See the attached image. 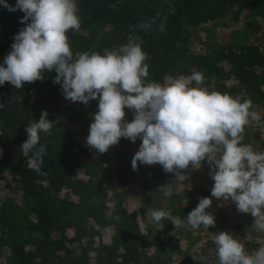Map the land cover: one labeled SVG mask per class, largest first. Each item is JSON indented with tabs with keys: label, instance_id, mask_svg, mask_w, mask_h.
<instances>
[{
	"label": "trees",
	"instance_id": "trees-1",
	"mask_svg": "<svg viewBox=\"0 0 264 264\" xmlns=\"http://www.w3.org/2000/svg\"><path fill=\"white\" fill-rule=\"evenodd\" d=\"M8 3L14 6L16 0ZM76 3L81 28L67 34L74 54L86 51L103 54L104 49L126 43L134 33L148 55L147 81L163 84L168 76L187 77L193 72H202L203 86L209 91L235 97V86L225 85L232 75L239 87L244 86L250 92L249 97L243 96L241 100L264 101L261 45H220L208 54L195 53L190 49L188 28L223 19L232 8L235 18L244 11L264 18V0H76ZM23 16L19 10L9 12L0 5V65L11 51L14 36L25 27L20 22ZM146 22L151 23L147 31L138 27ZM221 62L230 65L228 72L223 73ZM43 75L44 80L25 83L22 89L7 82L0 86V180L3 172L11 170L17 176L27 205L24 210L6 208L12 204L0 208V264L1 259L5 264H148L143 234L125 208L124 195L119 191L124 185L123 172L109 151L101 154L90 150L71 130V126L78 124L80 134L87 139L91 110L98 105V99L87 106L74 102L79 106L77 111L63 108L62 102L70 100L65 99L61 86L53 83L56 73L45 71ZM6 97L18 99V116L8 112L4 105ZM44 110L48 119L57 123L50 133L40 134V145H46L47 150L37 172L23 156L20 146L27 139L26 126L38 121ZM125 111L130 122L133 113ZM252 140L259 142L258 151H264L259 133L248 125L242 143ZM202 166L207 171L206 183L210 187L198 184L192 190L200 198H210L214 181L207 162H202ZM153 167L155 171L160 170L157 165L150 166ZM63 190L68 192L61 196ZM69 195L76 200H71ZM191 211L179 209L175 215L186 221ZM221 219L222 215L216 214V220ZM106 228L113 231L108 244L102 242V230ZM148 233L151 235L150 230ZM159 239L157 236L153 242L156 251L172 257L181 254L171 238L166 242ZM27 246H33L34 250H27Z\"/></svg>",
	"mask_w": 264,
	"mask_h": 264
},
{
	"label": "clouds",
	"instance_id": "clouds-1",
	"mask_svg": "<svg viewBox=\"0 0 264 264\" xmlns=\"http://www.w3.org/2000/svg\"><path fill=\"white\" fill-rule=\"evenodd\" d=\"M0 5L9 12H23L20 22L25 24L0 65V86L7 82L22 89L25 83L44 80L45 71L55 72L53 83L61 86L65 99L86 106L99 101L86 139L90 150L104 154L121 138L133 143L140 139L131 161L133 171L140 165L159 164L180 183L188 179L189 167L199 169L206 161L214 181L211 197L231 200L238 212L254 217L252 230L264 233V151L242 143L245 127L261 120L250 99L209 91L203 86L202 72L168 76L163 84L147 81L148 55L134 33L103 54H74L67 34L81 28L76 0H16L14 6L0 0ZM138 27L147 31L151 23ZM125 109L133 113L130 122ZM56 123L44 110L38 121L25 128L27 139L20 149L37 172L47 150L40 145V134L50 133ZM161 190L165 197L173 195L171 186ZM212 203L209 197L199 199L186 216L191 229L215 226L214 215L207 211ZM150 216L157 224L162 220L171 221L175 228L184 224L163 209L151 210ZM213 237L219 264H264V245L249 253L229 232Z\"/></svg>",
	"mask_w": 264,
	"mask_h": 264
},
{
	"label": "rangeland",
	"instance_id": "rangeland-1",
	"mask_svg": "<svg viewBox=\"0 0 264 264\" xmlns=\"http://www.w3.org/2000/svg\"><path fill=\"white\" fill-rule=\"evenodd\" d=\"M234 9L228 11L227 16L215 22H209L196 27H188L191 34L190 49L195 53L208 54L213 50H216L218 46H238L257 44L261 45L262 51H264V18L255 14L254 12L244 11L235 18ZM238 19V20H236ZM86 33V32H84ZM222 67L223 73L230 70V65L226 62L219 63ZM225 85L235 86V97H249L250 92L244 86L239 87L235 78L231 75L225 81ZM264 89V88H263ZM5 107L11 115L18 116L20 110L18 108V99L13 97H6ZM253 110L257 111L261 120L259 122H251L249 125L251 130L258 132L259 136L264 138V101L253 102ZM63 108L71 107L75 111L79 109L77 103L71 101L62 102ZM91 120H93L94 114L98 111V105L92 107ZM71 130L74 133L77 140L84 146L88 147L86 140L80 134L79 125L75 124L71 126ZM139 141L131 142L128 139L121 138L118 145L110 147L108 150L113 161L120 167L123 172L124 185L119 189L124 195L125 208L131 214L132 218L137 223L138 231L143 234L144 249L146 252L145 261L148 264H177L179 255H168L156 251L153 247V242L158 236L159 242H166L171 238L172 244L177 243L181 250V254H186L182 261L186 264H195V255L203 253L204 245H201V239L205 236V233L209 231L201 227L199 230H193L184 221L181 227L175 228L174 224L168 220H162L159 224L155 223L150 216V211L153 209H163L168 211L171 215L176 216L175 212L179 209L190 210L194 209L199 202V193L193 191V186L198 184L206 185L207 171L201 167L199 169H193L189 167L185 171V175L188 179L183 183L175 180V176L172 173H165L162 167L159 171H155L154 167L140 165L138 170L133 171L131 161L134 154L139 149ZM248 145H251L254 150H258L256 141L252 140ZM1 157V150H0ZM151 169V170H150ZM150 172H153L151 175ZM196 172V173H195ZM194 176L195 174H197ZM79 177L84 178L82 174ZM17 176L11 171L6 170L3 172L0 180V208L4 205H10L6 208L18 207L24 210L27 205L23 202V197L20 191V187L17 184ZM114 182L115 179H114ZM161 186H171L173 195L171 197H165ZM68 192L63 190L60 195ZM71 200H76L75 197L69 195ZM219 207V206H218ZM215 209L211 205L207 209L209 213ZM177 217V216H176ZM33 219V216H29ZM149 230L151 235H149ZM160 232V233H159ZM68 236H71V232H67ZM113 234L112 228H106L102 230V242L108 244ZM156 236V237H155ZM27 250H34L33 246H27ZM192 256L191 259L188 258ZM202 255V254H201ZM170 257V261H169ZM175 257H178V259ZM1 259V263L5 264Z\"/></svg>",
	"mask_w": 264,
	"mask_h": 264
},
{
	"label": "crops",
	"instance_id": "crops-1",
	"mask_svg": "<svg viewBox=\"0 0 264 264\" xmlns=\"http://www.w3.org/2000/svg\"><path fill=\"white\" fill-rule=\"evenodd\" d=\"M260 140L264 144V138L260 137ZM256 143L257 146H259V142L256 141ZM204 186L210 187L208 184ZM210 198L213 200L212 206L215 207L211 214L214 215L216 223L214 227L210 226L209 231L202 237L200 244L204 245L203 253L201 250L202 255L199 253L195 255V264H219L218 257L216 255V246L213 243V234H217L222 231L229 232L234 238L239 239L249 253L264 245V233H257L252 230L254 217H252L251 214L238 212L236 205L231 200L225 202L217 200L214 197ZM218 213L222 215V219L219 220V222L216 220V214ZM178 255L179 259L178 257H175V259H178L176 263L186 264L182 262L184 260L183 258L180 260V257H185L187 255ZM188 258L191 259L192 256L188 255Z\"/></svg>",
	"mask_w": 264,
	"mask_h": 264
}]
</instances>
